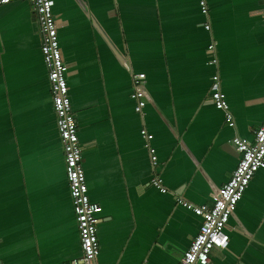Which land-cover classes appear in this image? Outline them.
Here are the masks:
<instances>
[{
  "label": "crops",
  "instance_id": "0c3cea01",
  "mask_svg": "<svg viewBox=\"0 0 264 264\" xmlns=\"http://www.w3.org/2000/svg\"><path fill=\"white\" fill-rule=\"evenodd\" d=\"M204 2L206 14L198 0H52L87 195L100 207L98 264H175L200 225L176 198L210 204L237 161L229 139H251L263 119L259 1ZM214 74L234 127L210 101ZM153 174L167 193L150 186ZM224 230L227 246L213 248L207 264L264 261V168ZM78 255L33 13L13 1L0 5V264Z\"/></svg>",
  "mask_w": 264,
  "mask_h": 264
},
{
  "label": "built area",
  "instance_id": "2783aa9c",
  "mask_svg": "<svg viewBox=\"0 0 264 264\" xmlns=\"http://www.w3.org/2000/svg\"><path fill=\"white\" fill-rule=\"evenodd\" d=\"M13 1H26L32 10L36 31L39 37V52L46 71L48 90L50 93L51 109L55 117V127L61 147L63 158V172L67 185L74 221L77 230L79 255L65 264H98V240L96 236V214L100 211L98 204L89 200L83 167L81 164L80 147L76 134V122L71 112L70 101L67 94L65 79V65L58 45L56 31L58 24L51 11V0H0V5ZM259 1L261 25L264 28V0ZM200 12L206 14L204 0H198ZM203 28L209 29L207 22ZM209 52L213 51V43L208 44ZM210 62L216 63L211 57ZM210 101L213 106L222 111L228 127H234V121L229 104L221 92L217 75H212ZM138 77L131 74L132 92L130 98L135 104L133 110L139 112L144 100L137 94ZM140 135L146 141L150 162L155 164L154 149L147 144V134L144 129ZM229 143L237 153V161L229 177L224 181L210 204L194 205L179 196L176 202L188 208L195 216L200 218L197 232L181 252L175 264H207L210 251L224 249L227 246L228 236L224 230L228 216L236 203L240 200L249 180L259 168H264V116L261 123L252 131V138L234 134ZM150 186L160 193L168 190L161 179L153 174L149 179ZM259 264H264V261Z\"/></svg>",
  "mask_w": 264,
  "mask_h": 264
},
{
  "label": "water",
  "instance_id": "95a60500",
  "mask_svg": "<svg viewBox=\"0 0 264 264\" xmlns=\"http://www.w3.org/2000/svg\"><path fill=\"white\" fill-rule=\"evenodd\" d=\"M51 10H52V0H51ZM52 14H53V12H52ZM53 16H54V19H55V21L56 22H58V16L57 15H55V14H53ZM58 40V39H57ZM59 45V44H58ZM60 48V47H59ZM61 51V50H60ZM61 55H62V53H61ZM62 60H63V58H62ZM64 62V61H63ZM43 64V63H42ZM64 65H65V79H66V71H67V65H66V63L64 62ZM43 67H44V65H43ZM44 70H45V68H44ZM45 73H46V71H45ZM68 90V89H67ZM223 93V92H222ZM68 94V93H67ZM224 94V93H223ZM49 95H50V93H49ZM133 107H134V105H133ZM132 107V108H133ZM142 107V106H141ZM229 109H230V107H229ZM140 112V111H139ZM58 137V136H57ZM226 149H227V151L228 150H233V147L231 146V144L230 143H228V144H226V147H225ZM78 249H79V247H78Z\"/></svg>",
  "mask_w": 264,
  "mask_h": 264
}]
</instances>
